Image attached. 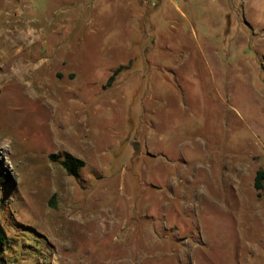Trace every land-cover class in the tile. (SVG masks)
I'll return each instance as SVG.
<instances>
[{"label": "rangeland", "instance_id": "1", "mask_svg": "<svg viewBox=\"0 0 264 264\" xmlns=\"http://www.w3.org/2000/svg\"><path fill=\"white\" fill-rule=\"evenodd\" d=\"M259 170L264 0H0V264H264Z\"/></svg>", "mask_w": 264, "mask_h": 264}, {"label": "trees", "instance_id": "2", "mask_svg": "<svg viewBox=\"0 0 264 264\" xmlns=\"http://www.w3.org/2000/svg\"><path fill=\"white\" fill-rule=\"evenodd\" d=\"M113 80H114V75H112L109 78L108 83L111 84ZM49 157L53 162L59 163L65 169L68 175L73 176L76 179H80L81 170L85 166V161L82 158L76 157L75 155L69 152L51 153ZM255 187L259 191L264 189L263 170H259L257 172V176L255 179ZM7 244H8V234L4 225L0 222V262H2L3 260V256L7 249Z\"/></svg>", "mask_w": 264, "mask_h": 264}, {"label": "bare ground", "instance_id": "3", "mask_svg": "<svg viewBox=\"0 0 264 264\" xmlns=\"http://www.w3.org/2000/svg\"><path fill=\"white\" fill-rule=\"evenodd\" d=\"M14 71V70H13ZM22 72V71H21ZM123 236V235H122Z\"/></svg>", "mask_w": 264, "mask_h": 264}]
</instances>
